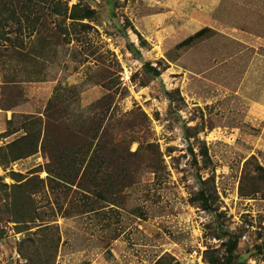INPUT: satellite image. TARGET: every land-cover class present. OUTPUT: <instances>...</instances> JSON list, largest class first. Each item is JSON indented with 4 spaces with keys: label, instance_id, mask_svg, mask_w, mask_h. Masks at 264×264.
Wrapping results in <instances>:
<instances>
[{
    "label": "rangeland",
    "instance_id": "rangeland-1",
    "mask_svg": "<svg viewBox=\"0 0 264 264\" xmlns=\"http://www.w3.org/2000/svg\"><path fill=\"white\" fill-rule=\"evenodd\" d=\"M36 1L0 0V146L41 134L0 264H264V0Z\"/></svg>",
    "mask_w": 264,
    "mask_h": 264
},
{
    "label": "trees",
    "instance_id": "trees-1",
    "mask_svg": "<svg viewBox=\"0 0 264 264\" xmlns=\"http://www.w3.org/2000/svg\"><path fill=\"white\" fill-rule=\"evenodd\" d=\"M47 1V0H46ZM29 3L33 6H38L39 3L36 0H29ZM67 4V3H66ZM60 1H56L54 3V0L51 1V6L47 7L51 13H60L64 9H69L68 5L63 8L61 6ZM63 9V10H62ZM82 12V13H80ZM94 10L88 5L85 6L84 9H82V6L80 4H74L72 6V13L69 15L70 19L76 20V19H91ZM209 28L205 27L202 28L201 30L197 31L194 35L190 36L188 39L183 41L180 45L185 44L188 41H191L197 36H202ZM147 71L154 74V75H160V70H158L156 67H153L152 64L148 63L146 64ZM40 132L37 134H34L33 131L26 133L25 135L12 140L9 142L6 146H0V160L2 161L3 164H8L11 161H16L18 159L28 157L35 152H37L39 148V140H40ZM17 176V175H16ZM36 179V178H34ZM32 180V179H31ZM32 186L36 189L37 183L36 182H31ZM20 185V184H19ZM29 187L30 186V180L26 181L23 183L21 186ZM31 199L30 196H27V202ZM22 201V198L19 199ZM10 209L16 210V212H20V206L18 205V198H14V203L11 205L7 204ZM21 222V220H19ZM238 246V240H230V243L228 244V262L233 261V258L235 257V250ZM260 248V247H259Z\"/></svg>",
    "mask_w": 264,
    "mask_h": 264
},
{
    "label": "crops",
    "instance_id": "crops-1",
    "mask_svg": "<svg viewBox=\"0 0 264 264\" xmlns=\"http://www.w3.org/2000/svg\"><path fill=\"white\" fill-rule=\"evenodd\" d=\"M201 29H202V27H201ZM201 29H199V30H201ZM199 30H198V31H199ZM194 34H195V33H194Z\"/></svg>",
    "mask_w": 264,
    "mask_h": 264
}]
</instances>
